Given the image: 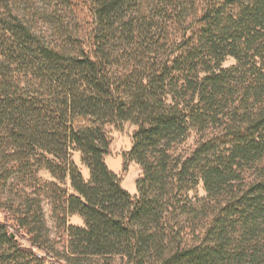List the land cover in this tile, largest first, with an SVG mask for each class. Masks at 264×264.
<instances>
[{
	"label": "trees",
	"instance_id": "trees-1",
	"mask_svg": "<svg viewBox=\"0 0 264 264\" xmlns=\"http://www.w3.org/2000/svg\"><path fill=\"white\" fill-rule=\"evenodd\" d=\"M51 260L264 264V0H0V264Z\"/></svg>",
	"mask_w": 264,
	"mask_h": 264
},
{
	"label": "rangeland",
	"instance_id": "rangeland-1",
	"mask_svg": "<svg viewBox=\"0 0 264 264\" xmlns=\"http://www.w3.org/2000/svg\"><path fill=\"white\" fill-rule=\"evenodd\" d=\"M231 61V60H230ZM229 61V62H230ZM133 126L126 124L122 128H110V136L112 139L111 144V151L106 156V162L109 167L115 171L119 177L121 178L122 185L132 193V189L136 187V181L141 174V168L136 163H129L125 166V154L131 147V134L133 131ZM196 139L194 135L191 138V143ZM78 160V155L75 156ZM85 174H87L86 169H84ZM42 175L45 178H50L48 172L43 171ZM132 187V188H130ZM44 212L47 227L51 234V238L56 240L57 242H62L61 238L63 239L64 230L61 227L60 222H58L53 216V206L50 200L44 201ZM71 222L73 223H82L81 219L78 216H73L71 218ZM60 245V244H59ZM49 264H58L54 260H51Z\"/></svg>",
	"mask_w": 264,
	"mask_h": 264
},
{
	"label": "crops",
	"instance_id": "crops-1",
	"mask_svg": "<svg viewBox=\"0 0 264 264\" xmlns=\"http://www.w3.org/2000/svg\"><path fill=\"white\" fill-rule=\"evenodd\" d=\"M130 188H132V187H130ZM132 190H133L132 193H135L136 192V187L134 189H132Z\"/></svg>",
	"mask_w": 264,
	"mask_h": 264
},
{
	"label": "built area",
	"instance_id": "built-area-1",
	"mask_svg": "<svg viewBox=\"0 0 264 264\" xmlns=\"http://www.w3.org/2000/svg\"><path fill=\"white\" fill-rule=\"evenodd\" d=\"M57 263V262H56ZM49 264V263H48ZM59 264V263H58Z\"/></svg>",
	"mask_w": 264,
	"mask_h": 264
}]
</instances>
